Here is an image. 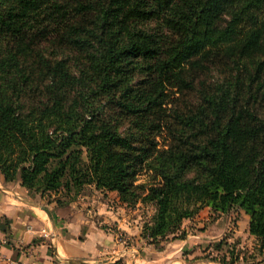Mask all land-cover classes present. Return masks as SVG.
Wrapping results in <instances>:
<instances>
[{"label":"trees","instance_id":"1","mask_svg":"<svg viewBox=\"0 0 264 264\" xmlns=\"http://www.w3.org/2000/svg\"><path fill=\"white\" fill-rule=\"evenodd\" d=\"M0 175L151 203L156 248L203 206L243 210L262 250L264 0H0ZM229 237L209 261L241 259Z\"/></svg>","mask_w":264,"mask_h":264},{"label":"crops","instance_id":"2","mask_svg":"<svg viewBox=\"0 0 264 264\" xmlns=\"http://www.w3.org/2000/svg\"><path fill=\"white\" fill-rule=\"evenodd\" d=\"M37 197L39 202L35 200ZM42 201L39 194L17 182H4L0 175V264H112L118 258L123 264H159L158 257L145 258L136 253V246L123 239L125 236L144 243L142 249L154 246L140 236L148 216L134 214L139 207L151 203L139 201L127 206L119 200L117 191L101 190L93 185L86 186L64 205ZM154 211L149 213L150 217ZM211 213L206 205L185 219L182 227L189 230L188 237L173 241H186L191 236L207 241L206 245L215 238L219 241L222 236L212 230L217 231L227 221L221 220L224 214L211 220ZM240 213L247 218L243 229L255 244V237L248 230L249 215L243 210Z\"/></svg>","mask_w":264,"mask_h":264},{"label":"rangeland","instance_id":"3","mask_svg":"<svg viewBox=\"0 0 264 264\" xmlns=\"http://www.w3.org/2000/svg\"><path fill=\"white\" fill-rule=\"evenodd\" d=\"M143 26L151 31L158 30L157 24L154 21L143 22ZM47 50L51 49L48 47ZM63 52V50H58L56 55L60 57L63 55ZM70 53L77 58L79 56L77 52H74L73 50ZM84 191H87V189ZM42 199L43 204H47V200L44 198ZM35 200L39 202L40 198L37 197ZM110 200H112L110 202H113V204L115 203L112 198H110ZM152 210H154L152 204H148L147 207H139V209L135 211L134 214L136 215L138 213H142L144 217H150L149 213ZM148 217H146V219ZM221 220L223 223L225 221H227V223L223 224L217 231L212 230V232L219 233L218 235L222 237L224 235H229V242H235L236 248L237 250H240L242 256L241 259L235 264H264V248L261 250L256 245V241L255 244H253V239H250V236L245 232L246 229H243L247 226L246 216L240 212L236 213L231 211L228 214H224ZM123 239L129 241L130 245L136 246V253L143 255L145 258L150 259L154 256L158 257L159 264H180L179 261L191 264V260H193L195 264H219L217 261L208 260L209 257L218 253V250L215 249L213 244L216 243L219 238L212 239L211 243H209L212 244V246L208 247L207 249V241H200L201 239H199V237L193 236L189 237L186 241L171 240L165 242L161 249H157L155 246L142 249L141 247H144V243H136V241L132 240V238H126L125 236ZM183 252H185V254ZM171 260L174 262L170 263Z\"/></svg>","mask_w":264,"mask_h":264}]
</instances>
